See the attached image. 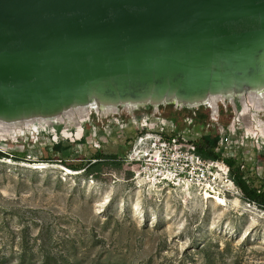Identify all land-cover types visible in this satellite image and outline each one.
Segmentation results:
<instances>
[{"label": "rangeland", "instance_id": "1", "mask_svg": "<svg viewBox=\"0 0 264 264\" xmlns=\"http://www.w3.org/2000/svg\"><path fill=\"white\" fill-rule=\"evenodd\" d=\"M246 92L241 109L224 96L216 113L208 103L196 105L200 108L193 128L183 121L184 115L193 114L190 105L181 112L176 103L163 102L159 113L187 137L223 133L241 113L264 130V106L259 111L246 108ZM149 106L120 105L116 113H107L96 104L86 108L84 120L72 109L71 117L60 115L61 121L49 127H21L6 140L0 138V149L18 154L28 150L29 161L0 159V264H264V210L237 190L225 193L226 205L221 206L196 196L192 188L187 197L178 188L152 193L140 186L142 180L124 157L139 134L129 118L149 112ZM82 124L85 142L63 139ZM55 133L67 147L73 145L72 151L67 149L72 163L97 149L120 154L118 162L103 163L93 175L38 162L45 147L55 143ZM239 150L246 155L241 161L250 168V177L264 184V143L260 152L250 141ZM256 156L263 157L260 164Z\"/></svg>", "mask_w": 264, "mask_h": 264}, {"label": "water", "instance_id": "2", "mask_svg": "<svg viewBox=\"0 0 264 264\" xmlns=\"http://www.w3.org/2000/svg\"><path fill=\"white\" fill-rule=\"evenodd\" d=\"M263 48L264 0H0V115L212 107L264 90Z\"/></svg>", "mask_w": 264, "mask_h": 264}, {"label": "built area", "instance_id": "3", "mask_svg": "<svg viewBox=\"0 0 264 264\" xmlns=\"http://www.w3.org/2000/svg\"><path fill=\"white\" fill-rule=\"evenodd\" d=\"M175 106L181 112L188 109V106L187 108L179 104ZM190 108L193 114L184 115L183 121L187 127L193 128L196 119L195 110L200 106ZM159 110L156 107L154 112L134 114L129 118V123L138 130L139 134L135 139L134 147L125 155L124 160L132 163L131 170L135 177L146 183L171 189L186 184L190 188L196 189L197 192H208L211 196L224 195L225 193L228 195L232 191L229 190V184H233L234 190L238 191L237 194H241L244 198L243 192L232 178L230 167L223 160L206 159L198 153L197 143L205 134H195L193 137L185 136L184 131H178L174 121L162 119ZM120 119L123 120L122 116ZM212 120L217 122V117H213ZM118 122L120 121L118 120ZM258 124L247 113H241L234 118L223 133L219 132L218 147L223 152V156L230 158L240 153V156L245 158L246 155L243 151L240 152L239 148L245 146L249 141L258 147L260 152L261 145L264 143V130L259 128ZM83 126L82 124L76 132L71 131L63 134V139L80 143L85 138ZM209 126L211 127L210 124ZM219 127V124L216 123V128L219 129ZM59 139L58 133H55L54 142L57 143ZM98 146L101 147V145ZM260 156H256V164L261 163L263 157ZM247 167L245 162L241 164L242 170Z\"/></svg>", "mask_w": 264, "mask_h": 264}, {"label": "trees", "instance_id": "4", "mask_svg": "<svg viewBox=\"0 0 264 264\" xmlns=\"http://www.w3.org/2000/svg\"><path fill=\"white\" fill-rule=\"evenodd\" d=\"M240 96L236 98L237 108L241 109ZM187 108L186 105H184ZM154 106H149V112L153 110ZM229 123V122H228ZM220 140L219 132H210L202 136L197 143L198 153L206 159L223 160L231 170L232 178L235 184L241 189L244 195V199L251 204H255L259 208L264 210V184H258L253 180L249 173L250 168L245 170L241 169V154L237 153L234 157L226 158L223 156V152L219 150L218 142ZM83 138L81 142H85ZM66 141L59 140L57 143H51L45 147L46 155L42 157L38 162L42 163H57L65 166L67 169L74 172H81L87 175H93L95 170L103 163H117L119 155L117 153L107 154L103 150L99 149L96 153L88 158H81L79 162L72 163L68 158L67 149L73 150L71 147L66 146ZM28 150L22 153H12L3 151L0 149V159L13 158L16 161L29 162L27 160ZM74 155V154H73Z\"/></svg>", "mask_w": 264, "mask_h": 264}, {"label": "bare ground", "instance_id": "5", "mask_svg": "<svg viewBox=\"0 0 264 264\" xmlns=\"http://www.w3.org/2000/svg\"><path fill=\"white\" fill-rule=\"evenodd\" d=\"M263 53H264V48L259 51V53L257 55L259 57L258 59H260V57L262 55H264ZM142 90H145V89H142ZM245 95H247L246 99L245 98H242V99L244 101L246 108L248 106L249 107L253 106L258 111L262 110V107L264 106V90L261 89L260 83L258 81H255V80L250 81V88H249V90H247ZM196 97H197V95L196 96L193 95L192 97L189 98V101L191 103H193L195 101ZM206 97L209 100V102L212 104V107L216 113L217 112V106L216 105L220 101L222 96L218 97L212 93L209 95L207 94ZM134 99L135 98L131 97L129 103L125 107L137 108V106H139V104L135 103ZM113 104L114 103L110 104L108 108H102V110L106 111L107 113H116L117 107ZM77 111H78V114H79L81 120H84V118H86L88 115V109H86V108H80ZM71 115H72V112L65 114L66 117H71ZM61 119L62 118L59 116H55V117L45 116L42 114H34V113H29V112L28 113H21V114H14V115H0V138L2 140H6V138L9 137L11 134H14V135L17 134V130L21 127L27 128V129L33 128V127H40V126H41V128L43 126L49 127V125L52 124V122H58V121H61ZM79 122H78V124H79ZM144 185H146V187L148 186L150 192H152V193H156V192H160V191H164V190H172L169 187H160V186L158 187L155 184H149V183L142 181L140 183V186L142 187ZM231 186H232V188H231ZM231 189L234 190L233 184H229V190H231ZM178 190H180V193H182L183 195H185L187 197H189L193 194V191H189L190 187L187 186L186 184L178 185ZM194 194H196V196L203 195L206 198H212L217 202V204H219L221 206L226 205V200L223 198V196H225V195L216 194L215 196H211L208 192H206V193L202 192L200 194V192H196V191Z\"/></svg>", "mask_w": 264, "mask_h": 264}, {"label": "flooded vegetation", "instance_id": "6", "mask_svg": "<svg viewBox=\"0 0 264 264\" xmlns=\"http://www.w3.org/2000/svg\"><path fill=\"white\" fill-rule=\"evenodd\" d=\"M238 96L237 95H235L234 97H233V99H235L236 100V98H237ZM228 99H231V98H228Z\"/></svg>", "mask_w": 264, "mask_h": 264}]
</instances>
